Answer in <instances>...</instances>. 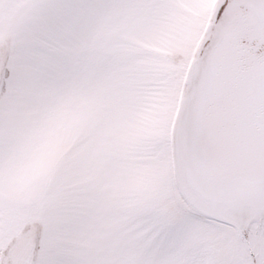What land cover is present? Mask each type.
I'll list each match as a JSON object with an SVG mask.
<instances>
[{
	"label": "snow or ice",
	"instance_id": "obj_1",
	"mask_svg": "<svg viewBox=\"0 0 264 264\" xmlns=\"http://www.w3.org/2000/svg\"><path fill=\"white\" fill-rule=\"evenodd\" d=\"M0 264H264V0H0Z\"/></svg>",
	"mask_w": 264,
	"mask_h": 264
}]
</instances>
